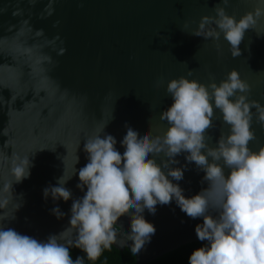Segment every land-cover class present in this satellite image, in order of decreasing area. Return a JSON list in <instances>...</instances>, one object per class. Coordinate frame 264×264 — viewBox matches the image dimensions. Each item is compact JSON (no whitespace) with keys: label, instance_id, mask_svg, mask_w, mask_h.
Segmentation results:
<instances>
[{"label":"water","instance_id":"95a60500","mask_svg":"<svg viewBox=\"0 0 264 264\" xmlns=\"http://www.w3.org/2000/svg\"><path fill=\"white\" fill-rule=\"evenodd\" d=\"M49 3L51 15L46 12ZM218 3L221 0H0V181L11 179L12 154L31 162L30 175L12 185L20 207L0 226L38 240L66 229L73 200L87 191L86 186L76 187L78 171L88 162L83 150L87 136L106 123L101 137L112 135L123 154L120 141L126 125L141 136L162 134L168 125L160 113L172 103L165 90L169 79L183 75L205 85L210 78L219 83L234 68L250 85L247 98L264 106V17L245 32L241 55L235 58L222 34L218 40L192 35L202 16L215 15L212 9ZM224 7L239 18L252 3L229 0ZM213 27L207 25L205 31ZM214 111V126L206 133L210 147L217 145L222 131H229L219 110ZM252 112L257 139L248 146L258 150L264 144V127L256 121L254 108ZM186 155L182 152L175 157L178 163L169 165L183 170L179 181L167 176L163 153L149 158L191 197L208 182ZM64 168L71 176L64 185L71 197L45 198L43 189L56 186ZM228 171L225 168V175ZM57 206L64 213L59 219L51 213ZM11 208L9 204L0 212ZM142 215L155 232L133 254L135 264L199 240L195 227L203 217L190 218L174 199L158 203L154 214L145 209ZM130 221L129 214L117 219L115 248L131 249Z\"/></svg>","mask_w":264,"mask_h":264},{"label":"clouds","instance_id":"9594fccd","mask_svg":"<svg viewBox=\"0 0 264 264\" xmlns=\"http://www.w3.org/2000/svg\"><path fill=\"white\" fill-rule=\"evenodd\" d=\"M250 2L251 10L236 18L224 7L229 0H221L212 9L215 15L202 16L192 35L218 40L222 34L231 56H240L239 45L245 32L264 17V0ZM53 11L49 3L47 15ZM16 14L18 11L13 13ZM207 25L214 27L205 31ZM165 90L172 103L160 113V119L168 125L164 132L141 136L126 125V134L120 141L125 150L121 154L112 135H100L106 123L98 127L83 145L88 162L78 171L76 187L83 190L86 186L87 191L82 198L73 200L69 226L46 240L0 226V264H83L82 257L72 259L69 245L81 249L87 259L96 260L103 248L117 242L115 224L124 214L131 217L127 239L132 241L130 250L136 254L155 232L143 211L154 214L158 203L167 205L173 199L190 218L203 217L195 232L200 241L207 243L192 251L189 264H264V144L258 150L248 146L257 139L251 128L252 109L256 110V121L264 127V106L247 98L250 85L234 68L219 83L210 78L205 85L181 75L169 79ZM215 109L229 131H222L217 145L210 147L206 133L214 126ZM182 152L187 153L186 161L204 171L203 180L208 182L207 188L191 197H185L179 185L167 178H183L181 168L169 166L178 163L175 157ZM161 153L167 157L161 161L167 176L161 165L149 158V154ZM78 159L76 156L75 163ZM8 160L11 179L0 181V209L9 204L12 208L0 212V221L14 218L13 211L20 207L14 202L13 182L19 183L30 175L27 156L12 154ZM225 168L229 169L227 175ZM70 178L64 168L57 185L43 189L44 197L69 200L72 194L64 185ZM51 213L58 219L64 216L58 206Z\"/></svg>","mask_w":264,"mask_h":264},{"label":"trees","instance_id":"16d2710c","mask_svg":"<svg viewBox=\"0 0 264 264\" xmlns=\"http://www.w3.org/2000/svg\"><path fill=\"white\" fill-rule=\"evenodd\" d=\"M204 244L200 240L184 243L147 261L145 264H189V256L192 251ZM69 251L73 260L78 256L82 257L83 264H135L134 255L127 247L118 249L112 245L103 248L101 255L96 260L87 259L85 253L75 246L69 245Z\"/></svg>","mask_w":264,"mask_h":264}]
</instances>
